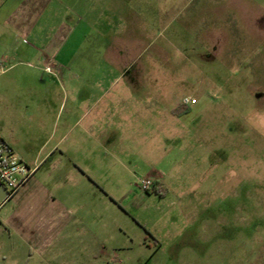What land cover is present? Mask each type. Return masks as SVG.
Masks as SVG:
<instances>
[{"label": "crops", "instance_id": "0c3cea01", "mask_svg": "<svg viewBox=\"0 0 264 264\" xmlns=\"http://www.w3.org/2000/svg\"><path fill=\"white\" fill-rule=\"evenodd\" d=\"M195 1L0 0V94L13 111L0 134L36 167L16 191L0 185V264H81L77 257L85 251L111 264L113 245L98 239L93 249L86 241L93 233L70 227L83 222L78 212L93 204L92 193L116 190V176L133 172L139 159L149 163L157 144L174 141L186 127L181 112L187 108L163 86L169 75L158 66L174 61L167 49L177 34L155 46L143 70L122 75L143 52L133 56L132 48L146 43L150 30L161 32L165 15L179 18L193 6L174 26L177 33L206 19L207 2ZM216 10L221 15L226 7ZM216 31L204 30L200 46L225 48L226 29ZM47 63L51 71L44 70ZM23 78L35 85L26 90ZM145 78L155 81L147 86ZM198 93L190 95L197 99L192 104L206 94ZM250 96L252 110L262 117L264 88ZM163 172L153 168L147 176L166 184Z\"/></svg>", "mask_w": 264, "mask_h": 264}, {"label": "rangeland", "instance_id": "374dc122", "mask_svg": "<svg viewBox=\"0 0 264 264\" xmlns=\"http://www.w3.org/2000/svg\"><path fill=\"white\" fill-rule=\"evenodd\" d=\"M205 1L206 19L200 16L194 30H174L193 6L179 18L165 15L163 30L147 32L146 43L132 48L133 56L143 51L141 56L124 67L122 78L143 70L155 46L177 34L167 49L174 61L158 66L169 75L163 86L193 111L181 112L186 127L177 139L157 144L146 165L139 159L133 172L116 176V190L92 193L93 204L78 212L83 222L71 225L94 234L86 240L93 249L101 242L113 245L111 264H264V115L252 110L250 98L264 88V0ZM218 7L226 11L219 15ZM219 27L226 29V47L200 46L203 31L216 36ZM143 81L151 86L155 80ZM33 82L21 80L26 90ZM200 89L206 94L198 104L183 101ZM6 105L0 94V125L8 126L13 111ZM153 168L166 173L164 195L138 186ZM77 258L102 264V255L92 258L86 251Z\"/></svg>", "mask_w": 264, "mask_h": 264}, {"label": "built area", "instance_id": "2783aa9c", "mask_svg": "<svg viewBox=\"0 0 264 264\" xmlns=\"http://www.w3.org/2000/svg\"><path fill=\"white\" fill-rule=\"evenodd\" d=\"M46 71H51V65H45ZM185 103H195L196 98L186 96ZM36 167L30 166L23 161L16 153L10 143L0 134V181L3 182L11 192L16 191L34 174ZM153 179L151 177H141L138 179V186L145 191L152 189Z\"/></svg>", "mask_w": 264, "mask_h": 264}, {"label": "trees", "instance_id": "16d2710c", "mask_svg": "<svg viewBox=\"0 0 264 264\" xmlns=\"http://www.w3.org/2000/svg\"><path fill=\"white\" fill-rule=\"evenodd\" d=\"M162 188H163V185L161 184V182L156 181V180L153 181V184H152V190L153 191H155L161 195H164L166 190L164 188L163 189Z\"/></svg>", "mask_w": 264, "mask_h": 264}, {"label": "water", "instance_id": "95a60500", "mask_svg": "<svg viewBox=\"0 0 264 264\" xmlns=\"http://www.w3.org/2000/svg\"><path fill=\"white\" fill-rule=\"evenodd\" d=\"M0 185H2V186L6 189V186L4 185L3 182L0 181ZM7 192H8V190H7ZM3 198H4V197H1V198H0V201L3 200Z\"/></svg>", "mask_w": 264, "mask_h": 264}]
</instances>
